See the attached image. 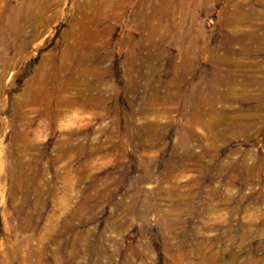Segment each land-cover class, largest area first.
I'll use <instances>...</instances> for the list:
<instances>
[{"label": "rangeland", "instance_id": "374dc122", "mask_svg": "<svg viewBox=\"0 0 264 264\" xmlns=\"http://www.w3.org/2000/svg\"><path fill=\"white\" fill-rule=\"evenodd\" d=\"M52 69L0 107V264H264V0H0L3 103Z\"/></svg>", "mask_w": 264, "mask_h": 264}, {"label": "bare ground", "instance_id": "6f19581e", "mask_svg": "<svg viewBox=\"0 0 264 264\" xmlns=\"http://www.w3.org/2000/svg\"><path fill=\"white\" fill-rule=\"evenodd\" d=\"M261 1H263V0H261ZM40 6V5H39ZM239 10V9H238ZM233 16V15H232ZM237 22V21H236ZM82 24V23H81ZM235 24V23H234ZM93 26V25H92ZM95 26V25H94ZM240 26V25H239ZM86 31V30H85ZM84 33V32H83ZM75 34V33H74ZM79 35V34H78ZM86 35V34H85ZM74 37L75 36H77V35H73ZM78 37V36H77ZM257 37V36H256ZM79 38V37H78ZM80 38H81V36H80ZM84 38V37H83ZM74 40H76V39H74ZM83 40V39H82ZM256 40V39H255ZM79 41V40H78ZM256 41H258V40H256ZM244 44V43H243ZM75 46H77V44H74L73 46L71 45V44H66L65 43V45H64V47H63V52L61 53V57L62 56H65V53H67V52H69V50L71 49V48H74ZM92 47V46H91ZM157 47V46H156ZM78 48V47H77ZM76 48V49H77ZM85 48V47H84ZM246 48V47H245ZM88 49V48H87ZM78 50V49H77ZM92 50V49H91ZM243 50V49H242ZM262 50V49H261ZM74 51V50H73ZM246 51V50H245ZM72 52V51H71ZM70 52V53H71ZM89 52V51H88ZM53 53H55V52H53ZM67 54H69V53H67ZM72 54V53H71ZM91 54H92V52H91ZM56 55V54H55ZM57 56V55H56ZM55 56V57H56ZM71 56V55H70ZM74 56V55H73ZM214 56V55H213ZM84 58V57H83ZM90 58V57H89ZM213 58V57H212ZM230 58V57H229ZM91 59V58H90ZM214 59V58H213ZM56 60V59H55ZM81 60H82V58H81ZM228 60V59H227ZM49 61V60H48ZM218 61V60H217ZM84 62V61H83ZM92 61H90V63H91ZM224 62V61H223ZM225 62H226V60H225ZM232 62V61H231ZM5 63V62H4ZM45 63V62H44ZM221 63V62H220ZM41 64H42V62H41ZM48 64V63H47ZM87 64V63H86ZM236 64V63H235ZM84 65V64H83ZM216 65H218V64H216ZM232 65H234L233 64V62H232ZM8 66H9V64H8ZM86 66H89V64L88 65H86ZM4 67V66H3ZM40 67H41V65H40ZM230 67H232L231 65H230ZM229 67V68H230ZM54 68V67H53ZM87 68V67H86ZM90 68V67H89ZM234 68V67H233ZM41 69H43V67L41 68ZM40 69V70H41ZM57 69H60L59 67H57ZM186 69H187V67H186ZM190 69V68H189ZM48 70V69H47ZM4 71V70H3ZM51 72L49 73V79H48V81L47 82H45V81H43V80H38L37 82H36V80L35 81H33V80H30V81H27V83H26V85H25V89H24V91L21 93V95H20V97H19V94H18V97L17 98H15V97H13L12 99H9L8 100V102L6 103L7 105H5L4 103H3V101L4 100H7L5 97H4V99H3V96H2V94L3 93H5V91L7 90V87L4 85V86H2L1 88H0V107L2 108V110H4V111H6L7 109L8 110H12V111H15V114L16 115H18L22 110H23V107H24V105H33V106H35V109H36V106H40V107H43V108H49V106L50 105H52V104H54L55 105V103H53V102H51L50 100H49V92L47 91V84L49 83V82H51V84L50 85H52V86H54L55 87V89H56V94H58V93H61L64 89H63V87H62V85L63 84H70V85H75V87L76 86H79V82L78 81H75V80H71V79H69V80H65V79H60L57 75H54V71H53V69L52 70H50ZM39 72V71H38ZM85 72V71H84ZM88 72V71H87ZM96 72V71H95ZM105 72V71H104ZM40 74H42V73H39V74H37V75H40ZM45 74V73H44ZM86 74V73H85ZM88 74H90V73H88ZM230 74V73H229ZM222 75V74H221ZM44 76V75H43ZM47 76V77H48ZM214 76V68H211V70H210V72H209V78L207 79V82H210L211 81V79H212V77ZM218 76V75H217ZM38 77V76H37ZM42 77V76H41ZM145 77V76H144ZM225 77V76H224ZM230 77V76H229ZM2 74H0V83L1 82H3L2 81ZM36 78V77H35ZM46 78V77H45ZM230 78H232V77H230ZM38 79V78H37ZM92 80V79H91ZM213 80H214V78H213ZM251 81V80H250ZM207 82H205L204 83V85H201L200 87H199V89L202 91V93L204 94L203 96H202V98H200V100L198 101V105L199 106H203V104L205 103V101L206 102H208L209 101V99L207 98V96H206V93L209 91L211 94H214L215 93V90L211 87V88H209L208 86H207ZM137 84V83H136ZM136 84H134V87H136L135 85ZM227 84V83H226ZM232 84V83H231ZM252 84H255L254 82L252 83ZM258 85V84H257ZM130 86H132V85H130ZM133 87V86H132ZM199 89H198V91H199ZM45 91H46V94H45ZM135 91V90H134ZM82 92V91H81ZM80 92V93H81ZM99 92V91H98ZM193 92V91H192ZM191 93V92H190ZM83 94V93H82ZM90 94V93H89ZM193 94V93H192ZM208 94V93H207ZM4 95V94H3ZM84 95H87V94H85L84 93ZM65 96V95H64ZM69 96V95H68ZM88 96V95H87ZM190 96V95H189ZM199 96V95H198ZM217 97V92L212 96V97ZM60 97V96H59ZM67 97V96H66ZM75 98H77V99H79L80 97H81V94H78L77 96H74ZM86 96H84V98H85ZM82 98V97H81ZM100 94L99 93H97V95L96 96H94V97H92L90 100L91 101H93L96 105L98 104V103H100ZM104 98V97H103ZM102 98V99H103ZM222 98V97H221ZM56 99V98H55ZM69 99V98H68ZM76 99V100H77ZM86 99V98H85ZM59 100V99H58ZM261 100V99H260ZM88 101H89V99H88ZM57 102V101H56ZM211 102V101H210ZM58 103V102H57ZM61 103V102H60ZM59 103V104H60ZM80 103V102H79ZM84 102H82V104H83ZM87 103V102H86ZM89 103V102H88ZM194 103V102H193ZM81 104V105H82ZM192 104V103H191ZM78 105V101H75V102H73V103H71V101L70 102H64V104H62V105H58V109H57V114L56 115H61L63 112H64V110H66V109H68V108H72V107H76ZM94 105V104H93ZM95 105V106H96ZM32 106V107H33ZM56 106V105H55ZM80 106V105H79ZM85 105H83L82 107H84ZM194 106V105H193ZM192 106V109L195 107H193ZM34 109V108H33ZM34 109V110H35ZM64 109V110H63ZM75 109H77V107L75 108ZM82 108H80V110H81ZM85 109V108H84ZM84 109H82V112H83V110ZM206 109V108H205ZM205 109H202V107L201 108H199L198 110H196L197 111V113H196V118H197V120H195V121H197V122H201V119H202V117L203 116H206L205 114L206 113H208V111L207 110H205ZM79 110V111H80ZM143 110V109H142ZM36 111H37V109H36ZM49 112V111H48ZM22 113H23V111H22ZM21 113V114H22ZM37 114V113H36ZM145 114V113H144ZM189 114V113H188ZM43 115V114H42ZM19 116V115H18ZM22 116V115H21ZM23 117V116H22ZM208 117V116H207ZM204 119V118H203ZM23 120V119H22ZM193 120V119H192ZM193 122V121H192ZM203 123V122H202ZM206 123V122H205ZM208 123H210L211 124V126H212V123H211V121L209 122L208 121ZM18 124V123H17ZM196 124V123H195ZM204 124V123H203ZM200 125V124H199ZM22 126V125H21ZM203 126V125H202ZM208 126H209V124H208ZM12 128L13 129H15L16 130V125L15 124H13V126H12ZM25 128V127H24ZM210 128V127H209ZM20 129V128H19ZM148 129V128H147ZM33 131V130H32ZM20 132V131H19ZM19 132H17L16 131V134L14 135V138L15 139H19V138H25V135L27 134V131L26 132H22V133H19ZM0 133H1V130H0ZM145 135V134H144ZM12 136V135H11ZM14 142V141H13ZM186 142V141H185ZM31 145V144H30ZM25 146V145H24ZM64 147V146H63ZM61 150V149H60ZM64 150V149H63ZM66 151V150H65ZM18 155V154H17ZM196 156V155H195ZM14 170V169H13ZM19 175V174H18ZM186 197V196H185Z\"/></svg>", "mask_w": 264, "mask_h": 264}]
</instances>
